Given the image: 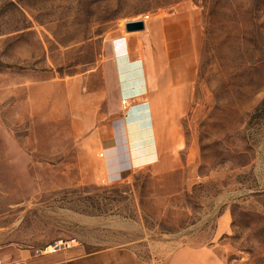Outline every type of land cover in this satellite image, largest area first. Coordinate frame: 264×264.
<instances>
[{"label": "rangeland", "instance_id": "rangeland-1", "mask_svg": "<svg viewBox=\"0 0 264 264\" xmlns=\"http://www.w3.org/2000/svg\"><path fill=\"white\" fill-rule=\"evenodd\" d=\"M182 8L190 21L163 20L167 52L195 60L181 164L92 177L75 102L115 49L142 48L150 23ZM144 15V30H125ZM213 241L229 264H264V0H0V247L166 264Z\"/></svg>", "mask_w": 264, "mask_h": 264}, {"label": "crops", "instance_id": "crops-1", "mask_svg": "<svg viewBox=\"0 0 264 264\" xmlns=\"http://www.w3.org/2000/svg\"><path fill=\"white\" fill-rule=\"evenodd\" d=\"M187 14L189 11L182 8L166 19L151 22V33L145 37L143 49L136 43L130 49L125 46L115 49L103 68L101 87L87 91L85 99L82 97L75 102L73 132L84 144L92 177L116 182L129 175L134 167L149 164L154 168L171 169L181 164L178 151L182 146V131L177 122L182 104L189 102L195 60L189 52L178 63L175 55L182 52H167L164 21L172 25L184 23L190 21ZM190 28L189 24L188 32ZM111 88L114 96L106 104L107 91ZM219 246L217 241L185 245L164 262L229 264ZM101 254L103 251L87 253L86 263L90 264ZM77 258L44 257L27 249L0 247V264H63ZM105 261L104 258L102 264Z\"/></svg>", "mask_w": 264, "mask_h": 264}, {"label": "water", "instance_id": "water-1", "mask_svg": "<svg viewBox=\"0 0 264 264\" xmlns=\"http://www.w3.org/2000/svg\"><path fill=\"white\" fill-rule=\"evenodd\" d=\"M144 29H145V23L143 20H135L125 23V30L127 32L141 31Z\"/></svg>", "mask_w": 264, "mask_h": 264}, {"label": "built area", "instance_id": "built-area-1", "mask_svg": "<svg viewBox=\"0 0 264 264\" xmlns=\"http://www.w3.org/2000/svg\"><path fill=\"white\" fill-rule=\"evenodd\" d=\"M148 17H149L148 15H144V17L142 19L144 21L145 25H146ZM67 245H68V243H61V244L55 243L53 249H60L61 247H65Z\"/></svg>", "mask_w": 264, "mask_h": 264}, {"label": "bare ground", "instance_id": "bare-ground-1", "mask_svg": "<svg viewBox=\"0 0 264 264\" xmlns=\"http://www.w3.org/2000/svg\"><path fill=\"white\" fill-rule=\"evenodd\" d=\"M57 243H60V242H57Z\"/></svg>", "mask_w": 264, "mask_h": 264}]
</instances>
